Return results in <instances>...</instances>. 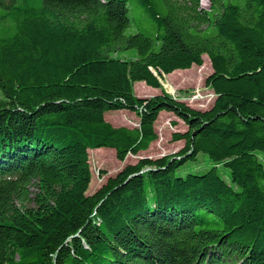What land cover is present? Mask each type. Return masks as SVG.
Here are the masks:
<instances>
[{
	"label": "trees",
	"instance_id": "trees-1",
	"mask_svg": "<svg viewBox=\"0 0 264 264\" xmlns=\"http://www.w3.org/2000/svg\"><path fill=\"white\" fill-rule=\"evenodd\" d=\"M200 2L0 0V264H264V0ZM204 56L216 100L198 111L160 80ZM115 111L139 127H114ZM164 111L184 148L87 195L88 151H147ZM200 154L231 183L177 177Z\"/></svg>",
	"mask_w": 264,
	"mask_h": 264
},
{
	"label": "rangeland",
	"instance_id": "rangeland-1",
	"mask_svg": "<svg viewBox=\"0 0 264 264\" xmlns=\"http://www.w3.org/2000/svg\"><path fill=\"white\" fill-rule=\"evenodd\" d=\"M200 7L208 11L210 8L209 0H201ZM137 18L141 26L146 27L148 25L143 17L137 16ZM203 60L204 63L201 67L193 66L190 70L176 71L160 80L162 90L166 94L198 111L210 110L216 100L214 91L206 86L207 78L213 73L212 66L207 56H204ZM162 90L152 89L145 83H137L134 86L136 97L141 99L157 96L161 94ZM105 119L118 128L139 127V118L130 111L108 112L105 114ZM172 122H176L177 125L173 126ZM155 130L158 134V140L153 142L147 151L137 155H128L124 162L118 161L113 149L103 148V151L95 153L94 150H89L92 179L86 194L93 195L109 178L115 177L128 165H135L141 159L156 160L174 155L184 148V141L173 142V134L185 133L188 127L173 113L161 112L155 123ZM262 158H264V154H262ZM214 168L227 183H231L230 171L224 166L216 165L205 154H200L194 162H187L177 171L176 175L177 177H186L188 174L202 175Z\"/></svg>",
	"mask_w": 264,
	"mask_h": 264
},
{
	"label": "crops",
	"instance_id": "crops-1",
	"mask_svg": "<svg viewBox=\"0 0 264 264\" xmlns=\"http://www.w3.org/2000/svg\"><path fill=\"white\" fill-rule=\"evenodd\" d=\"M178 72V71H177Z\"/></svg>",
	"mask_w": 264,
	"mask_h": 264
}]
</instances>
